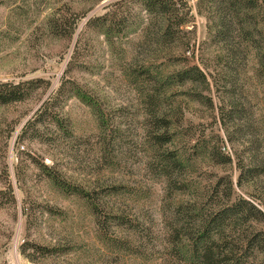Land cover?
I'll return each instance as SVG.
<instances>
[{"label": "trees", "instance_id": "16d2710c", "mask_svg": "<svg viewBox=\"0 0 264 264\" xmlns=\"http://www.w3.org/2000/svg\"><path fill=\"white\" fill-rule=\"evenodd\" d=\"M57 1L59 5L47 21L48 29L68 39L77 34L75 43L57 87L20 128L14 150L37 141L51 147L50 151H58L55 144L59 139L53 134L68 133L64 106L76 98L92 110L98 122L101 152L110 155L106 160L110 168L116 166L113 146L120 130L114 131L110 124L109 106L81 84L73 72L95 67L89 60L90 34L103 35L109 41L140 21L141 29L152 37L155 46L145 70L151 71L152 79L140 91L141 138L148 165L164 184L168 207L164 215L166 245L177 251L183 264H264V193L252 191L262 177L255 149L247 152V159L237 151L233 155L225 153L219 135L205 133L201 130L203 123L195 125L187 117L189 104H197L203 110H198L200 119L219 124L225 142H236L243 98L238 97L235 86L243 80L242 71L234 68L248 65V78L262 84L264 97V0H196V11L206 21L207 46L212 48L209 56L200 54L193 64L185 56L190 45L185 38L193 32L187 28L193 21L188 0H116L89 16L79 32L81 20L100 0H92L90 6L79 10L65 0ZM137 8L150 16L145 24L139 20ZM128 73L139 81L138 72ZM40 84L46 90L51 86L41 79L0 82V109L26 101ZM13 131L8 132L9 138ZM8 147L6 144V152ZM54 156L50 153L51 165H47L26 155L59 193L84 200L101 230L123 225L121 212L107 208L102 201L119 194L121 187L89 191L78 186L69 180ZM204 166L227 167L229 172L206 175ZM234 169L237 173L233 178ZM16 178L19 190L26 192L18 170ZM9 204L15 205L16 198L8 181L0 189V208ZM40 208L42 212L54 211L47 205ZM23 212L30 228L36 214L32 203L25 205ZM30 249L40 254L50 252L47 247L27 242L20 253L26 255Z\"/></svg>", "mask_w": 264, "mask_h": 264}, {"label": "rangeland", "instance_id": "374dc122", "mask_svg": "<svg viewBox=\"0 0 264 264\" xmlns=\"http://www.w3.org/2000/svg\"><path fill=\"white\" fill-rule=\"evenodd\" d=\"M65 1L76 10L92 2ZM114 1L100 0L92 6L77 32L89 16L102 12ZM187 4L193 14V21L187 28L193 32L186 35L185 40L190 45L185 56L193 64L198 62L200 54L209 56L212 47L207 46L206 21L196 11V0H188ZM58 5L57 0H0V82L41 79L51 83L48 90L40 84L26 101L0 109V189L9 181L16 198L15 205L0 208V264H183L177 251L166 245L164 215L168 207L164 202V184L150 169L142 144L140 91L152 79L151 71L145 70L155 46L152 37L141 29L140 21L109 41L103 35L89 33L92 42L89 60L95 67L90 71L73 72L81 84L109 106L110 124L114 131L115 128L120 130L113 146L116 166L110 168L106 161L110 155L101 152L98 122L92 110L76 98L64 106L69 121L68 133L53 134L59 139L55 144L58 151H50L51 147L37 141L14 150L20 128L57 87L75 43L77 34L68 39L48 29L47 21ZM136 12L145 24L150 16L139 8ZM247 68L248 65L234 68L242 71L243 80L235 86L238 97L243 98V107L241 128L234 144L225 142L219 124L199 118L201 107L197 104H189L187 117L195 125L203 123L200 127L205 133L219 135L225 153L233 155L237 151L247 159V152L255 149L262 177L255 186L257 190L253 187L252 191L260 195L264 193L263 86L257 79L248 78ZM128 71L140 74L138 83ZM142 79L146 82H141ZM214 101L216 103L217 98ZM12 128L14 131L9 138ZM6 144H9L7 152ZM50 153L55 154L66 176L78 186L89 191L120 186L119 194L104 197L102 201L107 208L121 212L123 225L101 230L84 200L59 193L26 157L28 154L39 164L51 165ZM204 169L206 175L229 172L227 167L204 166ZM17 170L25 182L26 192L19 190ZM236 173L234 169L233 178ZM29 203L36 213L30 228L23 214V208ZM40 205L52 207L54 211L42 212ZM27 242L47 247L50 252L40 254L30 249L23 255L20 247Z\"/></svg>", "mask_w": 264, "mask_h": 264}]
</instances>
